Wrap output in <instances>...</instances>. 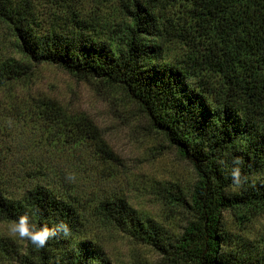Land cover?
I'll return each instance as SVG.
<instances>
[{
	"label": "trees",
	"instance_id": "16d2710c",
	"mask_svg": "<svg viewBox=\"0 0 264 264\" xmlns=\"http://www.w3.org/2000/svg\"><path fill=\"white\" fill-rule=\"evenodd\" d=\"M80 2L0 0V38L6 33L20 57L0 56L1 112L25 106L26 92L16 94L15 86L39 65L116 87L195 180L186 190L153 187L183 218L175 233L123 198L83 200L64 180L28 186L27 179L3 176L0 222L27 215L38 229L60 222L70 229L43 249L28 242L16 255L19 264H111L89 237L94 223L150 249L155 264H264V244L234 239L224 223L226 212L247 223L264 215V0H108L114 16L102 23ZM40 8L47 20L38 17ZM55 108L42 103L38 116L72 128L70 143L90 141L112 158L89 120L66 121ZM236 158L247 177L240 188L230 176ZM33 170L42 174L41 166Z\"/></svg>",
	"mask_w": 264,
	"mask_h": 264
},
{
	"label": "rangeland",
	"instance_id": "374dc122",
	"mask_svg": "<svg viewBox=\"0 0 264 264\" xmlns=\"http://www.w3.org/2000/svg\"><path fill=\"white\" fill-rule=\"evenodd\" d=\"M80 1L77 5L82 12L89 16L95 14L98 22L114 16L108 0ZM46 13L40 8L38 17L47 20ZM2 35L0 56L20 58L8 35ZM21 90L27 95L25 106L0 110V178L9 175L17 180L20 177L27 179L28 186H59V181L64 180L66 185L75 187L83 200L123 198L140 215L169 227L170 231H179L183 218L160 201L153 187L157 183H174L189 189L195 180L194 173L162 136L149 129L145 118L120 89L107 88L94 80L77 79L50 65H39L33 68L29 79L15 86L16 94ZM49 102L69 117L66 121L80 117L89 120L112 158L100 155L90 141L70 143L72 138L68 135L72 128L56 124L49 117L40 118L39 106ZM39 166L42 174L28 172ZM70 176L74 179H68ZM16 187L8 189L14 192ZM224 223L225 230L234 239L257 247L264 244V215L247 223L226 212ZM10 225L0 222V264H19L16 255L29 242L13 235ZM89 237L101 245L111 264L158 261L147 247L134 244L114 229L98 223L91 224Z\"/></svg>",
	"mask_w": 264,
	"mask_h": 264
},
{
	"label": "clouds",
	"instance_id": "9594fccd",
	"mask_svg": "<svg viewBox=\"0 0 264 264\" xmlns=\"http://www.w3.org/2000/svg\"><path fill=\"white\" fill-rule=\"evenodd\" d=\"M241 160L236 158L232 161L234 167L231 168L230 176L233 186L240 188L247 182V177L242 176L240 168ZM74 179V177H68ZM10 232L18 236L21 240L29 241L37 249H43L47 242L62 233L65 238L70 235L69 226L60 222L53 228L43 227L37 228L35 225L30 224L27 215L21 216L18 220L13 221L10 225Z\"/></svg>",
	"mask_w": 264,
	"mask_h": 264
}]
</instances>
